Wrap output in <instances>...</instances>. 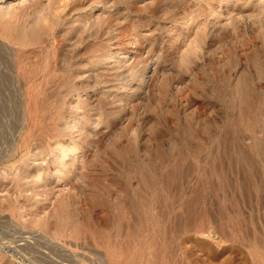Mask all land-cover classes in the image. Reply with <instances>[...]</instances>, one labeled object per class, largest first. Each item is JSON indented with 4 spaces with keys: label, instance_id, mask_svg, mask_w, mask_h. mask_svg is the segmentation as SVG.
I'll list each match as a JSON object with an SVG mask.
<instances>
[{
    "label": "rangeland",
    "instance_id": "obj_1",
    "mask_svg": "<svg viewBox=\"0 0 264 264\" xmlns=\"http://www.w3.org/2000/svg\"><path fill=\"white\" fill-rule=\"evenodd\" d=\"M122 263L264 264V0L0 2V264Z\"/></svg>",
    "mask_w": 264,
    "mask_h": 264
},
{
    "label": "bare ground",
    "instance_id": "obj_2",
    "mask_svg": "<svg viewBox=\"0 0 264 264\" xmlns=\"http://www.w3.org/2000/svg\"><path fill=\"white\" fill-rule=\"evenodd\" d=\"M4 0H0V2L2 3ZM235 33V32H234ZM96 34V33H95ZM236 35V34H235ZM91 37V36H90ZM235 37H237V36H235ZM55 41V40H54ZM59 41V40H58ZM56 43V42H55ZM7 46V45H6ZM3 47V46H2ZM1 47V48H2ZM9 47V46H8ZM10 48V47H9ZM13 54V53H12ZM25 55V54H24ZM22 56V55H21ZM19 57V56H18ZM23 58V57H22ZM19 59V58H18ZM248 59V58H247ZM249 59H250V57H249ZM253 59V58H252ZM252 61V60H251ZM15 70V69H14ZM14 72V71H13ZM262 72V71H261ZM243 79H244V77H243ZM249 81V80H248ZM247 83V82H246ZM30 84V83H29ZM248 84V83H247ZM249 85V84H248ZM250 86V85H249ZM244 87H246V86H244ZM247 89H248V87H246ZM251 89V88H250ZM261 89V88H260ZM238 90H239V88H238ZM245 90V89H244ZM240 91H242V90H240ZM254 91V93H255V90H253ZM246 92V91H245ZM248 92V91H247ZM250 92V91H249ZM253 93V92H252ZM257 94V93H256ZM248 95V94H247ZM61 98H62V96H61ZM36 102V101H35ZM33 105V104H32ZM33 108V107H32ZM35 108V107H34ZM32 110V109H31ZM63 114V113H62ZM59 118V117H58ZM62 122V121H61ZM55 136V135H54ZM46 140V139H45ZM65 151V150H64ZM64 156V155H63ZM61 159V158H60ZM62 160V159H61ZM62 163H64V162H62ZM67 165V164H66ZM66 167V166H65ZM213 229V228H212ZM218 231V230H217ZM60 247V246H59ZM123 264V263H122Z\"/></svg>",
    "mask_w": 264,
    "mask_h": 264
}]
</instances>
